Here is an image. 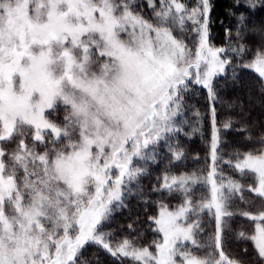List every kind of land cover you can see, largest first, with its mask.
I'll return each mask as SVG.
<instances>
[{
  "label": "snow or ice",
  "instance_id": "6c2138e0",
  "mask_svg": "<svg viewBox=\"0 0 264 264\" xmlns=\"http://www.w3.org/2000/svg\"><path fill=\"white\" fill-rule=\"evenodd\" d=\"M145 6L151 19L134 0H0V264H78L89 242L130 264H243L226 254L222 234L235 214L229 202L245 192L253 199L239 214L256 222L247 238L264 264V135L260 148L236 154L233 167L251 181L246 187L217 181L215 134L207 176L164 175L161 188L184 199L175 210L161 203L149 217L160 240L111 244L100 231L127 183L146 172L137 162L154 159L156 146L181 130L188 85L204 86L214 99L213 79L249 55L243 44L211 43L210 0ZM252 31L260 45L240 66L264 78V22ZM60 106L65 115L56 122L49 117ZM168 147L181 158L178 146ZM198 184L209 187L199 202L192 198ZM205 209L215 230L198 244L202 225L190 217Z\"/></svg>",
  "mask_w": 264,
  "mask_h": 264
},
{
  "label": "trees",
  "instance_id": "16d2710c",
  "mask_svg": "<svg viewBox=\"0 0 264 264\" xmlns=\"http://www.w3.org/2000/svg\"><path fill=\"white\" fill-rule=\"evenodd\" d=\"M142 9V14L151 19L152 11L147 8V0H134ZM189 6L196 0H182ZM211 11V43L219 48H235L238 44L246 45L249 55L244 60L234 59L233 66L213 83L214 99L204 87L190 83L183 91L182 114L177 118L180 131L170 133L169 139L162 140L156 146L154 159L138 161L137 166L144 167L146 172L136 180L127 183L122 196V203L116 202L108 219L100 231L110 234L108 242L115 244L123 239L134 241L137 245L147 246L161 239L155 231V223L149 217H155L161 203L175 210L182 202L183 195L173 189L169 192L161 188L165 174L171 176L190 175L207 176L213 166L211 145L214 134L217 144V181L227 177L235 179L245 187L251 182L235 170L237 153L258 149L259 138L264 135V80L254 70L240 66L242 62L252 58L255 49L260 45L261 37L252 29L254 25L264 22V6L251 9L245 0H210ZM244 17L243 24L241 17ZM243 28L242 39H237V32ZM229 32L231 36H229ZM193 33L188 32L186 43L193 47ZM229 125L225 127V125ZM173 151L182 153L180 159H174L168 145ZM231 161V164L229 163ZM193 199L200 201L207 196L209 187L204 184L193 186ZM243 195L244 200L239 197ZM247 192L237 193L229 202V211L235 213L225 218L226 228L223 232V247L231 258L239 259L243 264H261L253 241L247 237L253 234L255 223L241 211L248 210V202L252 200ZM258 203V202H257ZM198 220L202 229L195 239L198 244H205L215 230V220L211 212L205 209L199 215H192ZM245 233L241 236L240 233ZM195 248L191 243L186 244ZM200 249L197 254H203ZM78 264H130L128 258L112 256L102 246L89 242L81 249Z\"/></svg>",
  "mask_w": 264,
  "mask_h": 264
},
{
  "label": "rangeland",
  "instance_id": "374dc122",
  "mask_svg": "<svg viewBox=\"0 0 264 264\" xmlns=\"http://www.w3.org/2000/svg\"><path fill=\"white\" fill-rule=\"evenodd\" d=\"M216 47V46H215ZM219 48V47H218ZM227 69V68H226ZM253 70V69H252ZM226 72V71H225ZM224 72V73H225ZM255 72V71H254ZM224 73H221V74H219L217 77H215L214 79H213V83H214V81L219 77V76H221V75H223ZM258 74V73H257ZM259 75V74H258ZM263 80H264V78H262ZM193 84H195V83H193ZM195 85H199V84H195ZM199 86H201V87H204V86H202V85H199ZM205 88V87H204ZM205 89H207V88H205ZM208 90V89H207ZM64 115H65V112L63 111V106H60L58 109H57V111H55L53 114H52V116H50L49 118L50 119H53V120H55L56 122H59V121H61L62 119H63V117H64ZM195 238V237H194ZM188 243H191V241H185L184 242V244L186 245V244H188Z\"/></svg>",
  "mask_w": 264,
  "mask_h": 264
}]
</instances>
